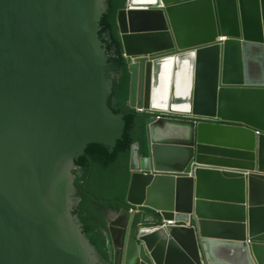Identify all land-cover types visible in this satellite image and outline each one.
<instances>
[{
	"label": "water",
	"instance_id": "water-1",
	"mask_svg": "<svg viewBox=\"0 0 264 264\" xmlns=\"http://www.w3.org/2000/svg\"><path fill=\"white\" fill-rule=\"evenodd\" d=\"M107 10L0 0V264H264V0L119 10L129 106L205 120L148 119L147 153L131 147L129 208L109 223V262L64 198L89 145L113 150L125 131L109 105Z\"/></svg>",
	"mask_w": 264,
	"mask_h": 264
},
{
	"label": "trees",
	"instance_id": "trees-1",
	"mask_svg": "<svg viewBox=\"0 0 264 264\" xmlns=\"http://www.w3.org/2000/svg\"><path fill=\"white\" fill-rule=\"evenodd\" d=\"M126 1L107 0L108 10L103 16L100 31L109 58L106 77L113 82L109 105L114 113L125 116V131L113 150L103 143L90 144L85 155L76 160L77 168L74 170L75 184L83 198L74 213L80 215L84 232L106 262L111 256L107 234L110 214L129 207L126 196L131 177V147L140 142L142 154L147 153L149 116L128 105L131 74L117 24V13L125 7Z\"/></svg>",
	"mask_w": 264,
	"mask_h": 264
},
{
	"label": "clouds",
	"instance_id": "clouds-1",
	"mask_svg": "<svg viewBox=\"0 0 264 264\" xmlns=\"http://www.w3.org/2000/svg\"><path fill=\"white\" fill-rule=\"evenodd\" d=\"M123 9V8H122ZM121 10V9H120ZM119 12V11H118ZM118 14V13H117ZM117 24H118V22H117ZM119 29V28H118ZM120 33V32H119ZM218 38V40H223V39H225L226 38V36H218L217 37ZM125 55V54H124ZM126 57V56H125ZM127 58V57H126ZM129 66V65H128ZM130 97V96H129ZM129 102V101H128ZM128 105H129V103H128ZM130 107V106H129ZM131 108V107H130ZM137 112H139V113H143V114H147L148 116H149V118L150 117H154V116H156V117H158V118H163V117H167V118H176V119H191V120H195V121H201V120H205V118L204 117H200V116H192V115H188V114H175V113H172V114H169V115H167V114H153V113H147V112H145V109H143V108H136L135 109ZM163 113H166V112H163ZM167 113H169V112H167ZM148 118V119H149ZM256 133H259L258 131L256 132ZM131 178V177H130ZM130 182V181H129ZM129 187V186H128ZM129 208V207H128ZM141 210H144L143 209V207H135L134 208V212H138V211H141ZM118 213V212H117ZM113 215H114V213L112 212L111 214H110V220H111V218L113 217ZM168 221H173V220H166V221H162L159 225H160V227H166V226H174V221H173V224L172 225H165V226H162L164 223H166V222H168ZM109 223H110V221H109ZM108 233H109V226H108ZM107 233V234H108ZM109 237V236H108ZM109 241H110V238H109ZM111 243V242H110ZM110 248H111V246H110ZM111 252H112V250H111ZM110 258H111V256H110Z\"/></svg>",
	"mask_w": 264,
	"mask_h": 264
},
{
	"label": "flooded vegetation",
	"instance_id": "flooded-vegetation-1",
	"mask_svg": "<svg viewBox=\"0 0 264 264\" xmlns=\"http://www.w3.org/2000/svg\"><path fill=\"white\" fill-rule=\"evenodd\" d=\"M80 197L79 195V190L76 188V189H73L72 187L69 186V188L65 191V194H64V198H65V203L67 204L68 207H73L72 208V212L73 214L76 216L77 214H75V210L77 208V204H76V201L77 199ZM74 223L76 224H79V222L77 221V219H74ZM73 225V224H72ZM75 226V224H74ZM95 264H100L99 261H97V263L95 262Z\"/></svg>",
	"mask_w": 264,
	"mask_h": 264
},
{
	"label": "bare ground",
	"instance_id": "bare-ground-1",
	"mask_svg": "<svg viewBox=\"0 0 264 264\" xmlns=\"http://www.w3.org/2000/svg\"><path fill=\"white\" fill-rule=\"evenodd\" d=\"M144 1L145 0H136V2H144ZM168 68H169V66H168ZM167 86H168V76H167L166 79H163V81H162V88H163V90H166L167 89Z\"/></svg>",
	"mask_w": 264,
	"mask_h": 264
},
{
	"label": "built area",
	"instance_id": "built-area-1",
	"mask_svg": "<svg viewBox=\"0 0 264 264\" xmlns=\"http://www.w3.org/2000/svg\"><path fill=\"white\" fill-rule=\"evenodd\" d=\"M173 224V221H168L166 223H164L162 226H165V225H172Z\"/></svg>",
	"mask_w": 264,
	"mask_h": 264
}]
</instances>
